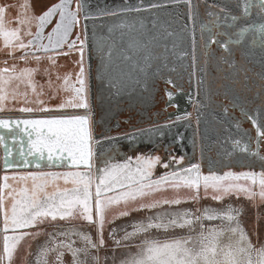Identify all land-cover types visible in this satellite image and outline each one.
Instances as JSON below:
<instances>
[{
    "label": "rangeland",
    "instance_id": "1",
    "mask_svg": "<svg viewBox=\"0 0 264 264\" xmlns=\"http://www.w3.org/2000/svg\"><path fill=\"white\" fill-rule=\"evenodd\" d=\"M76 2L77 0H72L73 11ZM21 3L23 0H0V5L17 6L9 11V19L16 16ZM29 3L30 14L39 16L59 3V0H29ZM87 4L89 18L85 19L81 13L79 24L74 27L70 37L75 39L79 34L80 39L85 41V90L81 96L87 107L76 106L81 103L76 93L63 90V77L66 74L71 77L69 89L80 87L76 81L81 62L79 44L71 52L67 45L48 53L36 52L35 48L27 49V52L43 57L39 62L31 56L27 61L20 60L19 57L23 55L21 50L15 53L16 59L10 58L4 51L0 52V68L5 66L3 62L6 60L8 66L15 64L18 72L24 68L39 71L32 76L37 86L35 93L24 84H19L17 88L16 81L5 86L9 96L3 104L4 110L0 111L1 118L86 117L91 133L89 148L93 155L91 169L85 167V171L91 172L93 196L98 175L97 142L105 134L124 137L138 132L122 140L126 149L114 164H107L106 168L129 163L133 157L131 162H135L137 157L158 156L161 163L154 168L153 179L167 173L162 167L163 163L169 164V172L199 164L202 175L264 172V138H260L257 146L256 131L257 126L264 129L262 0H191V4L187 0H87ZM137 8L140 10L136 11ZM209 12L215 15L209 16ZM232 17L236 19L233 20ZM58 19L57 14L45 26L41 41L43 44L48 43L46 37ZM31 31L33 36L23 37L25 43L35 37V22ZM209 36L227 43V50L218 43H210ZM2 46L3 42L0 40V48ZM48 56L54 57L55 66L47 59ZM46 68L51 69L52 88L48 86L49 77L44 73ZM57 76L61 79L57 80ZM41 85L44 86L43 94H40ZM57 88L61 90L57 91ZM13 90L18 92L16 99L11 96ZM167 93L175 96L172 95L169 99ZM179 93L188 98L187 110L184 112H178L177 109ZM24 107L32 108L33 111H19ZM41 108L49 110L41 111ZM178 116L181 119H177ZM29 129L31 126L27 128ZM236 141L240 143L237 144ZM129 145H138L139 153L131 155ZM257 152L258 155H253ZM45 155L47 156V152ZM102 155L101 160L104 158ZM181 158L182 162L177 163ZM106 160L112 163L111 160ZM239 183L246 182L241 180ZM256 190L258 191V186ZM175 195L169 189L156 193L154 198H173ZM179 195L188 199V190L181 189ZM200 197L197 202L189 199L187 203L163 205L151 212H133L114 223H106L103 233L106 247L98 253L101 264H121V261L136 255L140 250L139 246L146 239L171 241L196 235L200 231L199 224L196 232H190L187 227L169 228L167 231L151 229L123 242L113 253L114 244L109 236L113 228L117 229L116 237L120 238L124 234L121 229L130 232L132 223L146 222L148 216L154 217L157 213L171 214L199 209V215L204 209L224 213L229 207L239 208L242 213L241 226L251 242L257 248L264 245V202L258 196L255 201H249L243 196L239 199L236 196H226L218 202L211 198V191L205 198L201 187ZM112 215L113 211H109L108 218ZM168 218L171 216L166 219ZM202 223L206 229L219 228L221 225L227 227V222L219 219L203 220ZM71 226L77 228L75 225ZM59 228L62 227L53 230H62ZM77 229L90 234L94 240L97 237L95 225L85 222V229ZM236 238L225 232L219 242L223 246ZM73 239L77 240V247L82 246L78 237ZM105 257H108L106 262ZM63 259L64 264H71L69 254H65Z\"/></svg>",
    "mask_w": 264,
    "mask_h": 264
},
{
    "label": "snow or ice",
    "instance_id": "2",
    "mask_svg": "<svg viewBox=\"0 0 264 264\" xmlns=\"http://www.w3.org/2000/svg\"><path fill=\"white\" fill-rule=\"evenodd\" d=\"M191 4V0H187ZM72 0H59L49 7L43 14L35 16L30 14L31 5L29 0H23L19 4L17 14L13 19L8 18V13L16 5H0V40L3 42L0 52L6 51V54L16 59L15 53L18 50L23 51L20 60L27 61L29 57L37 62L43 57L29 53L26 50L35 48L36 52L44 53L56 52L67 45L69 52L76 50L79 44L81 54L80 71L76 74V81L80 85L78 88L69 89L70 75L63 77V90L74 91L80 98L81 103L78 107H87L83 102L81 93L84 92V67L83 51L85 41L80 39L78 34L75 39H70L73 29L79 24V16L83 13L85 19L89 18L87 11V0H77L76 8L71 9ZM156 7V5H153ZM264 7V0H262ZM132 10V9H129ZM139 11L140 9H135ZM224 11V9H221ZM58 14L59 19L48 34L47 44H43V30L46 25L52 22L53 17ZM115 14V13H113ZM209 16L215 15L212 12ZM233 20L236 17H232ZM35 22L37 31L34 39L24 42V36H33L31 31L32 24ZM15 24V27L11 25ZM210 32L211 29H208ZM243 31V30H242ZM242 34V33H241ZM210 43H218L227 50V43L217 41L214 37L209 36ZM67 54V53H57ZM47 59L55 66V59L48 56ZM4 67L0 68V111H3V104L8 99L9 92L5 87L13 81L24 84L34 93L37 86L32 80L34 73L39 69L24 68L17 71L15 64L8 66L5 60ZM44 73L49 77L48 86L54 87L51 80V69H44ZM61 79L57 76V80ZM171 83V81H169ZM43 94L44 86L41 85ZM57 91L61 90L59 88ZM18 92L13 90L11 96L16 99ZM25 95L27 93L25 92ZM169 99L171 93H167ZM43 103V101H38ZM41 111H48L47 108H41ZM21 112H31L32 108H20ZM181 119V117H177ZM14 123L17 127L21 124L25 130L31 126L32 132L35 133V139H32V132H27L29 136L28 155L44 158L47 152V159L53 160L54 154L57 160L61 159L65 153L70 161V166H85L91 169L92 151L89 148L91 133L86 117L74 116L70 118H53V119H24L9 121L0 119V128H8ZM255 124V121H253ZM46 129V132H45ZM257 146L260 138H264V129L257 126ZM3 141V137H0ZM237 144L240 141H236ZM245 151L247 148L245 147ZM23 155V153H21ZM253 155H258L253 153ZM136 167L133 169L131 162L122 165H113L111 168L103 169V176L98 177L95 184V193L93 196L92 184L93 179L90 173L85 172H67L62 174L65 183L76 185L71 192L55 191L51 194L45 191L46 183H37L43 180L45 176L52 177L53 181L60 178V174L54 173H28L19 177H3V184L0 185V212L3 214V251L0 254V264L6 260L7 264H13L14 254L26 238L35 239L42 234V231H29L38 229L48 221L55 222L79 219L89 225H95L97 237L94 240L86 232L77 228H69L53 233H48V240L40 247L35 264H49V257L52 256V264H64L65 254L72 258L71 264H101L99 251L106 247L104 239V228L106 223H114L122 217H128L133 212L147 210L151 212L163 205H179L181 203L197 202L200 197L201 187H203L205 198L211 191V198L215 201H221L226 196H236L239 199L243 196L249 201H255L257 196L261 202H264V172L259 174L255 172H243L234 174L227 172L223 176L215 174L202 175L200 165L194 164L183 168L181 171H172L153 179L154 168L161 163L157 157H137ZM177 161V163L182 162ZM7 165V160L5 161ZM29 161L25 160L27 166ZM37 167L39 163L37 162ZM162 167L169 168L168 163H163ZM183 173V174H182ZM9 179L14 181L27 182L31 180L33 186L29 189L27 186L22 189L8 183ZM245 181L241 184L239 181ZM258 186V191L256 190ZM171 189L176 195L173 198L162 197L155 199L156 193H163ZM181 189L188 190V199L180 197ZM10 200V206L7 201ZM109 211H113L111 218H108ZM199 209L196 211H184L180 213H157L154 217L148 216L145 221L134 222L131 224L132 231L121 229L124 232L120 238L116 237L117 229L113 228L109 236L113 240L115 253L116 249L122 246L123 242H128L142 233H147L151 229L169 228H188L190 232H196V226L199 224L200 231L196 235H188L180 239L171 241L144 240L139 246V252L127 260L121 261V264H264V245L257 248L250 240L240 223L241 210L239 208L229 207L224 213H216L211 209H204L201 214ZM171 216V218L166 219ZM222 220L227 222V227L223 225L219 228L206 229L202 223L203 220ZM227 233L237 237L235 241L221 246L219 238ZM11 233V234H9ZM63 239H60V238ZM78 237L82 246L77 247ZM124 246H127L124 244ZM30 247V246H29ZM96 253V254H93ZM108 257H105V262Z\"/></svg>",
    "mask_w": 264,
    "mask_h": 264
},
{
    "label": "crops",
    "instance_id": "3",
    "mask_svg": "<svg viewBox=\"0 0 264 264\" xmlns=\"http://www.w3.org/2000/svg\"><path fill=\"white\" fill-rule=\"evenodd\" d=\"M3 120L9 121H17V120H24L22 118H1ZM170 118L169 116L167 117ZM27 132H32L31 129L25 130L24 125H20L17 127L14 123L10 125L8 128H0V137H3V141H0V185L3 184V177L5 175L12 177V176H21L27 175L28 173H37V174H47V173H54L60 174V178L53 181L52 177L45 176L43 180L37 181V183H46L45 191L49 194L55 191H64L65 189L71 192V189L76 187L73 183H65L63 175L67 172H85L90 173L89 171H85V166L81 165L80 167L70 166L69 158L67 157V153L61 157V159L57 160L55 158V154L53 160L49 161L47 156L44 154V158L40 159L38 156L28 155L29 152V136L26 134ZM137 131L133 133H129L128 135L117 136V135H104L101 140L97 142V158L98 166L97 171L98 175L96 176L97 182L98 177L103 176V169L107 167V164H114L117 157L122 156L123 150L126 149L125 146L122 144V140L129 136L132 137L135 134H138ZM99 136V138L101 137ZM32 139H35V133L32 132ZM95 146V145H94ZM128 151L131 155L139 153L138 145H129ZM23 153V155H21ZM103 154V155H102ZM101 155L104 156L103 160H101ZM168 156V153L166 154ZM111 160L112 163L107 162V160ZM168 159V158H167ZM7 160V165L5 161ZM27 160L29 163L25 166L24 161ZM134 160L130 158V162ZM37 162L39 163V167H37ZM137 160L135 162H131V166L136 167ZM135 165V166H134ZM167 173L169 169L167 168ZM163 172V171H162ZM164 173V172H163ZM8 183L18 190L22 189L23 187L27 186L29 189L32 188L33 182L28 180L27 182L21 181H14L9 179ZM11 201H7V205L10 206ZM75 225L77 228L85 229V221L74 219V220H67V221H48L44 225L39 226L38 229H31L29 231H37L40 230L44 234L41 236L32 239L28 237L21 243L18 247V250L14 254L13 264H30V258L33 253L41 246V244L48 239V233L55 229L58 225ZM3 214L0 212V254L3 251ZM11 234V233H9ZM30 246V247H29ZM3 264H7L5 260Z\"/></svg>",
    "mask_w": 264,
    "mask_h": 264
},
{
    "label": "built area",
    "instance_id": "4",
    "mask_svg": "<svg viewBox=\"0 0 264 264\" xmlns=\"http://www.w3.org/2000/svg\"><path fill=\"white\" fill-rule=\"evenodd\" d=\"M58 227H62V228H59V229H62V230H63V229L65 230V229L73 228L71 225H59V226H57L55 229H57ZM50 232L53 233V232H56V230H51ZM60 239H63V238L61 237ZM47 240H48V239H46V240L41 244V246H43V245L46 243ZM41 246H40V247H41ZM40 247L35 251V253L32 254V256H31V258H30V264H35V262H36V257H37V253H38ZM52 260H53V257L50 256V257H49V264H52Z\"/></svg>",
    "mask_w": 264,
    "mask_h": 264
},
{
    "label": "flooded vegetation",
    "instance_id": "5",
    "mask_svg": "<svg viewBox=\"0 0 264 264\" xmlns=\"http://www.w3.org/2000/svg\"><path fill=\"white\" fill-rule=\"evenodd\" d=\"M175 96V94H172ZM178 96L180 97L177 101V109H178V112H184L186 111V107L188 105V98L182 94V93H179Z\"/></svg>",
    "mask_w": 264,
    "mask_h": 264
},
{
    "label": "bare ground",
    "instance_id": "6",
    "mask_svg": "<svg viewBox=\"0 0 264 264\" xmlns=\"http://www.w3.org/2000/svg\"><path fill=\"white\" fill-rule=\"evenodd\" d=\"M186 109H187V107H186Z\"/></svg>",
    "mask_w": 264,
    "mask_h": 264
}]
</instances>
